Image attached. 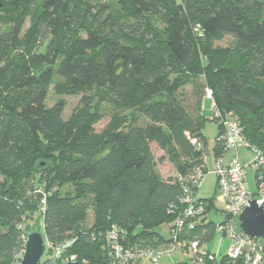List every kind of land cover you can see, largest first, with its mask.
<instances>
[{
    "label": "trees",
    "instance_id": "obj_1",
    "mask_svg": "<svg viewBox=\"0 0 264 264\" xmlns=\"http://www.w3.org/2000/svg\"><path fill=\"white\" fill-rule=\"evenodd\" d=\"M225 36L231 44H216ZM50 86L81 94L66 119L63 100L46 104ZM206 88L264 149V0H0V264L20 260L23 224L35 215L42 226L32 231L52 245L75 237L68 252L85 264H109L102 233L111 225L130 244L165 242L154 228L178 213L176 176L208 153ZM96 96L112 105L100 131ZM152 144L174 175H160ZM223 154L214 141L213 157ZM206 200L209 212L216 199ZM211 224L197 236L211 238Z\"/></svg>",
    "mask_w": 264,
    "mask_h": 264
},
{
    "label": "built area",
    "instance_id": "obj_2",
    "mask_svg": "<svg viewBox=\"0 0 264 264\" xmlns=\"http://www.w3.org/2000/svg\"><path fill=\"white\" fill-rule=\"evenodd\" d=\"M205 97L211 99L213 117L218 120L221 126V131L214 141L222 144L224 154L213 157L212 168L209 169L208 153L205 152L201 163L195 165L185 177L176 176L178 180L184 182V185L178 207L173 208L178 213L171 222L169 236L165 242L157 246H138L130 244L125 231L116 225H111L109 229L104 231L102 233L103 247L109 264H161L162 261L170 259L174 254L188 257L192 264H205L206 262L217 264V255L209 251L206 241L197 236L198 234L203 235L206 230L204 225L211 222L207 218L210 212L207 211L208 201L206 198L197 196V190L208 172L216 176L215 185L218 197L223 202L224 220L218 224H211V226L213 227V234L217 233L229 241L226 252L223 254L228 259L224 264L240 258L244 264H264V255L261 251L262 239L249 238L244 235L240 231L237 219L244 209L243 204H248L246 201L248 198H256L258 204L262 200L264 201V149L251 145L245 139L241 125L231 112L222 115L217 111L212 100V92L208 88L205 89ZM189 140L197 149H203V143L198 138L189 137ZM240 148L251 151L252 156L243 161L238 154ZM247 169H252L254 173L256 181L254 193L248 189ZM199 226V233L192 237L188 236ZM90 237L94 240L95 234L91 233ZM22 238L25 242L26 235H23ZM74 241L75 237L66 238L56 245L45 241V251L46 249L51 251L50 258H48L49 263L57 264V261L60 262L58 264L66 261L79 262L75 254L68 252ZM22 253L23 249L18 256L19 258H21ZM18 262L16 261L15 264ZM85 262L82 259L79 263L85 264ZM169 264H173V262Z\"/></svg>",
    "mask_w": 264,
    "mask_h": 264
},
{
    "label": "rangeland",
    "instance_id": "obj_3",
    "mask_svg": "<svg viewBox=\"0 0 264 264\" xmlns=\"http://www.w3.org/2000/svg\"><path fill=\"white\" fill-rule=\"evenodd\" d=\"M96 1H105V0H96ZM111 1L114 2L116 0H111ZM27 27H28V21H26L24 25V30L27 29ZM231 41L232 39L230 36H225L221 41L216 42V44L225 46V45L231 44ZM43 48L44 47L42 46L41 50ZM184 89H185L184 90L185 93L190 92L189 86H186ZM80 97H81V94L61 95V96L55 95L52 92V86H50L48 94H47L46 104L47 106H50L51 104H53L59 99L63 100L64 101L63 118L66 119L70 115L72 109L78 104ZM94 101L95 103L98 104V109L100 113L102 114L101 120L95 124V129L97 131H100L106 125V123L109 121L111 117L112 105L106 100H99L97 96L94 97ZM202 113L204 117L206 118V123L201 132H202V135L206 138L208 158H209L208 164H209V169H211L212 163H213L212 148L214 145V137L218 133V124L215 121H212L213 110L210 105L209 99L202 100ZM136 123L145 124L146 119L139 116ZM151 149H152L155 159L157 160V169L160 175L163 178H167L168 176L172 175L173 174L172 172L174 170L172 169L171 164L167 160H163V161L160 160V157H162L163 155V151L159 149L155 144L151 145ZM238 154L242 158L243 161H246L247 158L252 156L251 151L245 148H240L238 150ZM246 177H247L248 189L250 192L254 193L256 190V187H255L256 181H255V177H254V173L252 169H247ZM215 180H216V176L213 173L208 172L205 175L200 188L197 190V196L203 197V198H207L213 195L215 196V199H216L215 207L212 210H210V212L207 215V218L214 224H218L224 220V214L222 213L223 202L218 197ZM93 219H94L93 213L92 211H89L87 215V219L84 221V225L87 227H90L93 223ZM24 225L27 226L26 232L28 233L32 230H37L38 227L42 226V219L40 218L39 215H35L33 218L26 220L25 223L23 224V227ZM170 225L171 223L162 222L158 224L154 228V230L160 233L164 238H168ZM228 244H229L228 239L226 237L222 238L217 233L213 234L212 237L206 241L207 248L211 252L217 255V259H220V257L223 254H225ZM48 258H49L48 252L45 251L40 261L43 262ZM181 260L187 261L188 263L192 264L191 261L188 259V257H183L181 254H174L170 259L162 261L161 264H169V263H172V262L174 263V262L181 261Z\"/></svg>",
    "mask_w": 264,
    "mask_h": 264
},
{
    "label": "water",
    "instance_id": "obj_4",
    "mask_svg": "<svg viewBox=\"0 0 264 264\" xmlns=\"http://www.w3.org/2000/svg\"><path fill=\"white\" fill-rule=\"evenodd\" d=\"M256 198H248L238 216L240 231L249 238H261V251L264 255V201L258 204ZM45 252V240L41 232L31 231L26 235L22 256L17 264H38ZM62 264H80L66 261Z\"/></svg>",
    "mask_w": 264,
    "mask_h": 264
},
{
    "label": "crops",
    "instance_id": "obj_5",
    "mask_svg": "<svg viewBox=\"0 0 264 264\" xmlns=\"http://www.w3.org/2000/svg\"><path fill=\"white\" fill-rule=\"evenodd\" d=\"M226 156H227V153H226ZM172 173H173L172 175H174V171Z\"/></svg>",
    "mask_w": 264,
    "mask_h": 264
}]
</instances>
